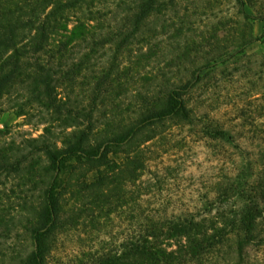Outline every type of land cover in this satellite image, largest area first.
Returning a JSON list of instances; mask_svg holds the SVG:
<instances>
[{"label": "trees", "instance_id": "obj_1", "mask_svg": "<svg viewBox=\"0 0 264 264\" xmlns=\"http://www.w3.org/2000/svg\"><path fill=\"white\" fill-rule=\"evenodd\" d=\"M184 2L0 0V108L43 130H0V264H264V151L239 156L198 202L144 199L149 131L175 121L224 147L242 138L241 117L217 120L209 102L223 77L251 73L241 62L257 37L190 36ZM155 59L156 75L135 77ZM117 208L108 247L59 249L62 233Z\"/></svg>", "mask_w": 264, "mask_h": 264}, {"label": "rangeland", "instance_id": "obj_2", "mask_svg": "<svg viewBox=\"0 0 264 264\" xmlns=\"http://www.w3.org/2000/svg\"><path fill=\"white\" fill-rule=\"evenodd\" d=\"M182 7L181 15L185 14L184 8H187L192 14L191 19L196 22L194 30L190 29L188 35L200 39L205 33L213 34L217 31L229 45H232L233 39H240L241 36L242 39H251L254 35L257 38L246 47V52L258 55L244 58L241 62L244 64L251 61L249 66L252 70L248 76L235 73L223 77L218 89L212 91L215 92V98L209 102L216 107L212 117L217 120L230 122L235 117H241L233 122L238 123L236 135L242 137L234 144L226 143L224 147L218 141L206 138L203 132L192 131L189 126L176 124L175 121L156 127L155 133L148 132L156 136L145 145L151 147L142 180L155 182L154 192L144 196L146 201L154 205L198 202L205 195L206 189L218 181L223 171H233L236 162L240 161L239 156L244 157L245 161H252L264 151V101L258 94L264 90V68L260 65V57L264 52V18L260 16L264 12V0L252 3L248 0H244V3L238 0H185ZM172 20L178 21V17L172 15ZM161 38L160 35L157 39ZM166 38L170 39L169 35ZM154 61L157 59L149 62L135 77L139 79L145 75H156L159 67L158 61ZM2 108L0 130L14 128L8 134L9 137L21 141L24 136L37 137L43 132L41 126L27 124L23 117L5 107V104ZM139 184L140 181L129 188L134 190ZM117 209L111 214V220L102 218L95 226L80 225L62 233L59 249L102 250L108 247L111 235L118 236L122 231L121 212Z\"/></svg>", "mask_w": 264, "mask_h": 264}]
</instances>
